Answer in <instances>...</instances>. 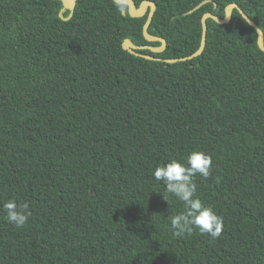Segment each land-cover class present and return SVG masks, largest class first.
I'll list each match as a JSON object with an SVG mask.
<instances>
[{
	"label": "trees",
	"instance_id": "16d2710c",
	"mask_svg": "<svg viewBox=\"0 0 264 264\" xmlns=\"http://www.w3.org/2000/svg\"><path fill=\"white\" fill-rule=\"evenodd\" d=\"M139 6L143 0H133ZM147 13L112 0H0V264H264V0H152ZM61 14V16H60ZM200 150L212 175L198 197L223 220L213 239L176 237L183 203L155 167ZM27 204V223L3 205Z\"/></svg>",
	"mask_w": 264,
	"mask_h": 264
},
{
	"label": "clouds",
	"instance_id": "9594fccd",
	"mask_svg": "<svg viewBox=\"0 0 264 264\" xmlns=\"http://www.w3.org/2000/svg\"><path fill=\"white\" fill-rule=\"evenodd\" d=\"M112 2L116 10L123 15L127 8L126 0H112ZM211 168V156L200 150H193L186 158H174L154 168V179L162 182L165 187L164 199L169 202L168 194H171L184 206V212L171 219L174 236L182 237L194 230L208 234L213 239L221 235L222 218L195 196L197 191L195 177L199 175L207 180L212 175ZM27 207V204L18 206L14 200L5 202L3 205L5 219L17 228L23 227L28 221V214L25 212Z\"/></svg>",
	"mask_w": 264,
	"mask_h": 264
},
{
	"label": "water",
	"instance_id": "95a60500",
	"mask_svg": "<svg viewBox=\"0 0 264 264\" xmlns=\"http://www.w3.org/2000/svg\"><path fill=\"white\" fill-rule=\"evenodd\" d=\"M60 1L62 2L64 9L70 10V14H69V16H70L74 10V7H75L77 0H60ZM206 1H208V0L201 1L194 8L190 9L187 13H191L194 10L198 9ZM126 3H127V11L129 13V15L132 17H142L145 13H147L146 21L142 27V34L147 41H159L160 45L157 47H153V46H149V45H136L132 41H130L129 39H125L123 41V44H122L123 49L127 50L128 52H130L131 54L136 55V56H143L145 58L153 59V60L160 59L158 57H154L151 55L140 54L137 51L138 49L148 48L154 52H161L164 50V48L166 46V41L164 38L150 34L147 30L148 26L150 24L152 15H153L154 10H155V3L152 0H143L139 6H136V4L133 0H126ZM234 8L238 9V11L242 15V17L255 29V31L257 33V45L262 51H264V35H263L262 30L257 26V24L241 8L238 7L237 3H230L229 5H227L225 7V15L222 18L213 14V13H210V12H207V13L202 15V17H201V26H202L201 41H200V45H199L198 49L194 53L187 55V56H184V57H180V58H166V59H161V60H163L165 62L173 63V62H177V61L189 60V59H192L193 57H196L199 54H201V52L203 51L204 46H205V37H206V30H207L206 23H205L206 19L212 18L213 20H215L218 23H227L231 19L232 10ZM60 16H61V14H60Z\"/></svg>",
	"mask_w": 264,
	"mask_h": 264
}]
</instances>
